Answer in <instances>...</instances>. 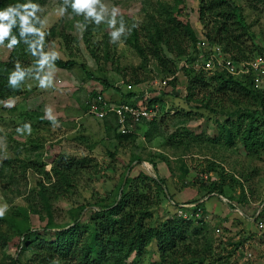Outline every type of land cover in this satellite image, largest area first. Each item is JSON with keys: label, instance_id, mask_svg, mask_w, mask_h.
<instances>
[{"label": "rangeland", "instance_id": "rangeland-1", "mask_svg": "<svg viewBox=\"0 0 264 264\" xmlns=\"http://www.w3.org/2000/svg\"><path fill=\"white\" fill-rule=\"evenodd\" d=\"M66 1L49 0L39 17L42 30L46 32L47 54L75 60L78 65L60 68L49 63L45 55L29 48V74L22 83L21 95L0 100V161L10 160L18 166L13 169L15 173L7 170L0 179L3 216L26 206V197L37 191L41 183L49 188L55 181L54 159L60 156L85 159L78 189L52 201L54 222L66 226L65 229L73 226L70 215L73 208L87 206L81 219L88 222L98 204H112L123 178L124 185L128 178L146 172L163 180L169 195L173 196V201L160 196V201L151 206L152 217L147 221L151 226L179 216L184 205L179 202L203 203L202 207L197 203V207L210 216L204 220L209 227L208 236L206 232L204 236L212 240L209 255L203 263L192 264H264V228L253 224L264 206V153H249L240 140L229 147L223 140L212 141L219 134L215 120L224 123L226 117L196 109L197 103H188L185 99L188 80L182 72L173 86L170 82L173 77L167 78L151 57L143 60L126 42L128 24H141L145 20L146 0H98L94 7L103 17L101 26L85 43L84 27L73 22L72 33L79 41L73 40L70 44L48 33L53 26L68 27L73 19L66 11ZM164 1L174 3V0ZM231 1L240 9L236 20L227 22L221 14L224 11L216 10L212 21L218 25L223 22L233 25L242 47L264 48V0ZM181 6L180 18L189 19L202 38L204 25L199 19V1L183 0ZM116 30H120L119 37L112 40L110 34ZM11 52L10 46L0 45V62L8 61ZM105 55H109L108 60ZM81 65L93 78L87 76ZM131 93L135 96L130 97ZM99 94L115 103L140 100L146 106L150 100H156L153 105L161 120L160 136L148 141L141 135L134 143L120 145L111 137L115 133L107 129L105 121L89 112L91 102ZM136 156L141 158V163L134 161L127 168ZM21 162L30 163L31 168L25 171ZM214 187L222 188L223 195L210 194L209 190ZM122 191L123 187L119 194ZM244 195L248 201L245 208L237 203ZM212 204L218 206L211 210ZM230 204L238 207L233 209ZM188 210L194 212L193 208ZM183 218L193 220L192 230L203 227L197 223L200 218ZM262 220L264 223V218ZM46 223L47 219L31 214V228L44 233ZM0 231L7 239L17 235V230L5 221L0 222ZM47 232V236L53 233ZM191 236L176 251L166 250L167 253H161L160 245L153 241L140 258L133 254L127 264H184L191 257L190 254L183 256L186 246L194 245L195 250L200 251L203 248V235ZM17 245L18 238L8 247V254L16 259L20 255L16 253ZM5 252L6 248L0 245V264L9 260L4 257ZM31 257V252H25L21 260L25 264Z\"/></svg>", "mask_w": 264, "mask_h": 264}, {"label": "trees", "instance_id": "trees-1", "mask_svg": "<svg viewBox=\"0 0 264 264\" xmlns=\"http://www.w3.org/2000/svg\"><path fill=\"white\" fill-rule=\"evenodd\" d=\"M48 1L30 0V5L36 7L35 9L31 6L27 8L28 12L34 14L28 17V24L24 25L20 16L25 14L24 5L29 4V0H0V10L18 4L17 10L20 13L13 17L14 22L9 29V35L0 42V45H8L12 48L9 60L0 62V100L2 101L21 95L22 83L29 74L31 61L29 48L45 55L49 63L60 68L70 69L78 65L75 60H62L47 54L45 44L47 37L46 32L42 30L39 12ZM198 1L199 19L204 25L202 38L189 19L180 18L183 13V6H181L183 0H174V3L164 0H146L145 20L141 24L129 23V34L125 35V40L143 60L151 57L150 59L158 64L162 74H165L167 78L173 77L170 80L173 86L178 82L177 75L182 72L188 80L185 97L188 103L195 102L198 105L196 109L209 110L217 116L226 117L224 123H221L219 119L215 120L219 134L211 139L212 141L223 140L229 147L240 140L249 153H264V88L256 89L250 78H237L226 72L210 74L205 71H196L191 66H181L183 61L187 64L193 63L197 53L196 46L203 38L213 45L222 46L225 53L239 61L254 58L264 52V48L242 47L240 35L235 34L237 29L233 25L226 22L218 25L212 21L211 17L216 10L224 11L221 14L227 22L236 20L240 9L231 0ZM72 3L73 0L65 3L66 11L73 18L68 27L53 26L48 33L53 37L60 36L69 44L73 40L79 41V38L72 33V23L77 22L85 29L82 39L85 43L89 42L93 31H97L101 26V21L97 24L95 18L88 16L86 12H77L73 9ZM206 15L208 18L205 17ZM104 19L108 20L106 17ZM0 23L9 24V21H0ZM27 28L33 30L27 31ZM13 38L16 40L14 44ZM105 58L108 60L109 55H105ZM85 70L87 76L93 78L86 68ZM19 73L23 74L22 77L13 83V77ZM108 88L109 86L106 85L105 89ZM129 95L135 96L132 93ZM153 101L156 100H150L146 106L154 107ZM227 107H233L234 110H226ZM104 121L107 129L115 133L114 137H111L120 145L127 142L134 143L141 135L148 141L160 136L158 133L160 118L143 123L137 126L133 133L125 135L119 132L115 116H109ZM134 161L141 163L142 160L136 156L127 168H130ZM86 162L85 159L66 156L54 159L52 176L55 181L49 185V188L41 183L37 191L26 197V206L18 207L16 213L10 212L0 217V222L5 221L17 230V235L8 239L6 234L0 231V245L6 248L4 257L9 259L3 260L1 264H24L21 255L25 252L32 253L31 259L25 264H127L133 254L136 258H140L153 241L158 242L161 253H167L166 250L176 251L185 244L190 235H203V248L200 251L198 248L195 250L194 245L186 246L187 252L183 256L190 254L191 257L185 260L184 264L203 263L207 259L212 240L207 237L209 227L204 223V219L197 221L203 227L194 230H192L193 220H186L180 215H175L156 227L147 223L152 217L151 206L156 201H160V196L171 198L172 201L173 196L169 195L163 180L155 179L146 172H141L137 177L128 178L124 185L123 178L112 204H98L96 209H93L88 222H83L81 219L87 206H78L70 211L72 227L65 229L66 226L55 223L52 210L53 199L67 197L72 190L78 189V180L83 174ZM21 164L25 171L31 168L30 163L21 162ZM15 167L18 166H14L10 160L0 161V179L4 178L7 170L15 173L16 171H13ZM122 187L123 191L119 194ZM7 188L13 190L11 186ZM209 193L223 195V190L214 187L209 190ZM247 202L245 195L237 201L243 208ZM190 203L197 204L198 201ZM174 204L177 205L175 201ZM202 204L199 206L202 207ZM230 205L233 209L237 206ZM31 214H38L41 218L47 219L43 228L44 233L30 227ZM263 218L264 206L253 224H260ZM47 231L53 233L47 236ZM204 232L207 236H204ZM17 238L16 253L20 255L16 259L15 256L8 254V247ZM196 245L200 247L199 243Z\"/></svg>", "mask_w": 264, "mask_h": 264}, {"label": "built area", "instance_id": "built-area-1", "mask_svg": "<svg viewBox=\"0 0 264 264\" xmlns=\"http://www.w3.org/2000/svg\"><path fill=\"white\" fill-rule=\"evenodd\" d=\"M197 53L192 64L183 61L181 66L193 67L196 71H205L210 74L226 72L237 78H250L256 89L264 88V52L248 60H235L231 55L224 52L222 46L213 45L205 38L197 44ZM89 112L100 120H105L109 116H115L121 134L133 133L137 126L146 122H151L157 118L158 110L155 107L148 108L142 101L134 103H115L99 94L91 102ZM180 216L196 217L204 220L210 216L204 210L197 207V204L181 205ZM193 208V213L188 209ZM259 228H264V223L259 224Z\"/></svg>", "mask_w": 264, "mask_h": 264}, {"label": "clouds", "instance_id": "clouds-1", "mask_svg": "<svg viewBox=\"0 0 264 264\" xmlns=\"http://www.w3.org/2000/svg\"><path fill=\"white\" fill-rule=\"evenodd\" d=\"M96 3H98V0H73L72 7L77 12H83L87 10V15L94 17L96 23L99 24V22L103 19V17L96 12V9L94 7ZM17 6L18 4L8 6L4 10H0V21H9V24L0 23V42H2L3 39L9 35V29L11 27L12 22H14L13 17L20 15V13L17 10ZM29 6H31L33 9H35L36 7L35 5H30V0H29V4L24 5L26 10L25 14L23 16H20V19L24 25L28 24V17L34 14L33 12L27 11V8ZM26 30L32 31L33 29L27 28ZM119 34H120V30L113 31L110 34L112 40L117 39L119 37ZM12 43L13 44L16 43L15 38H13ZM22 75H23L22 73L16 74L13 77V83H15L17 79L21 78ZM40 83L41 85H43V81H41ZM2 216H3V209H0V217Z\"/></svg>", "mask_w": 264, "mask_h": 264}, {"label": "crops", "instance_id": "crops-1", "mask_svg": "<svg viewBox=\"0 0 264 264\" xmlns=\"http://www.w3.org/2000/svg\"><path fill=\"white\" fill-rule=\"evenodd\" d=\"M181 197H183V196H181ZM206 200H207V201H210V200H208V199H206ZM203 201H204V200H203ZM203 201H202V202H203ZM181 202H182V201H181ZM216 203H217V202H216ZM179 204H186V203H184V202H183V203H180V202H179ZM179 204H178V206H179ZM198 204H199V203H198ZM217 206H218L217 204H212V205L210 206V207H212L211 210H213V208H214V207H217ZM208 212L210 213L211 211L208 210ZM210 214H211V213H210Z\"/></svg>", "mask_w": 264, "mask_h": 264}, {"label": "water", "instance_id": "water-1", "mask_svg": "<svg viewBox=\"0 0 264 264\" xmlns=\"http://www.w3.org/2000/svg\"><path fill=\"white\" fill-rule=\"evenodd\" d=\"M129 173V172H128ZM127 176H128V174H127ZM127 178V177H126ZM125 183V182H124Z\"/></svg>", "mask_w": 264, "mask_h": 264}]
</instances>
